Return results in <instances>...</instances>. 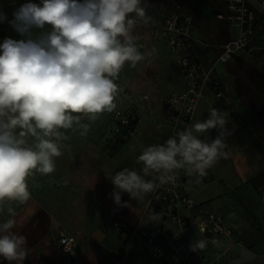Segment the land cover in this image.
<instances>
[{
    "label": "clouds",
    "instance_id": "obj_1",
    "mask_svg": "<svg viewBox=\"0 0 264 264\" xmlns=\"http://www.w3.org/2000/svg\"><path fill=\"white\" fill-rule=\"evenodd\" d=\"M5 20L0 12V22ZM151 20L147 0H29L13 13L8 23L23 39L0 43V205L26 202L28 179L55 171L68 139L61 130L85 136L90 123L82 118L94 122L116 109V80L125 65L136 68L156 56L155 48L141 52L136 43L135 30ZM228 123V113L213 107L207 119L144 147L136 157L139 171L125 167L108 177L114 203L129 206L123 193L137 202L150 194L156 198L181 170L200 183L208 169L230 156ZM213 129L215 138H202ZM144 218L159 222L160 214L151 211ZM15 227L13 218L0 221V259L24 264L27 238ZM209 242L220 245L216 238H202L190 249L205 250Z\"/></svg>",
    "mask_w": 264,
    "mask_h": 264
},
{
    "label": "crops",
    "instance_id": "obj_2",
    "mask_svg": "<svg viewBox=\"0 0 264 264\" xmlns=\"http://www.w3.org/2000/svg\"><path fill=\"white\" fill-rule=\"evenodd\" d=\"M27 2L29 0H0V12L7 17V20L0 22V43L6 37L23 39L8 21H11L13 13ZM135 35L136 41L143 48L141 52L156 49L159 63L171 61L173 58L177 87L170 90L165 84L154 81L155 84L148 83V90H153L155 96L164 95V101L171 92L182 88L175 57L159 37L152 35L149 24L139 25ZM200 55L207 62L217 56L207 45L200 49ZM262 60L264 61V57ZM260 65L262 67L259 69L264 71V62ZM217 75L223 78L226 86L225 98L217 97L211 86H208L193 123L207 119L208 111L213 107L227 112V127L233 130L232 135L227 138L230 156L220 159L207 170L205 176L209 177L210 181L200 187L195 198L198 205L221 215L235 234L231 251L214 264H264V152L255 158V161L248 152L245 121L253 118V110L242 105L238 99L235 75L227 71L226 64L220 65ZM116 82L120 83L121 90L129 94L130 98L118 96L117 107L111 112L112 116L117 110L133 108L137 113L134 133L140 135L142 125L139 102L148 98L147 90L142 84L138 89L137 85L128 87L121 80ZM108 114L110 113H104L102 116ZM158 118L169 138L172 135L165 124L163 107ZM111 120L109 136H112L113 131ZM82 121L90 123V130L85 136H81L80 131L76 129L61 130L68 137L62 141L63 154L56 158L54 172L47 175L37 173L28 179L30 198L24 203L11 202L0 205V221L15 219L16 227L13 231L27 238L28 256L24 264H69V257L63 255L56 246V241L62 235L73 236L78 243L77 253L71 264H112L114 257L125 254L127 264H170L168 256L154 257L148 254L144 239L139 235L127 251L119 232L112 227L111 210L116 204L110 196L114 186L108 177L125 167L139 171L142 165L136 163V157L149 145L138 137L139 142L138 139L129 142L114 159H110L102 151L103 139L96 137V120L91 122L84 117ZM259 123L264 128V124ZM154 126L155 124L150 122L149 127L155 130ZM216 135L217 132L213 129L204 133L202 138H215ZM29 142L31 143V140ZM256 144L259 145L258 142ZM151 195L137 202L130 200L127 193L122 194V201L129 203L128 207H123L124 220L131 226L138 224ZM101 213H105L107 219L99 218ZM165 231L173 234L176 228L168 225ZM187 234L193 241L201 239L194 228L189 229ZM159 243L163 244L164 238H160ZM208 249L213 251L211 246ZM0 264L8 262L0 259Z\"/></svg>",
    "mask_w": 264,
    "mask_h": 264
},
{
    "label": "built area",
    "instance_id": "obj_3",
    "mask_svg": "<svg viewBox=\"0 0 264 264\" xmlns=\"http://www.w3.org/2000/svg\"><path fill=\"white\" fill-rule=\"evenodd\" d=\"M219 1L225 5L228 14L218 15V19L229 21L230 28L236 31V37L221 46L220 53L208 62L200 55V49L206 45L197 31L192 15L179 3L167 2L157 6L147 3V14L152 18L149 23L152 35L159 37L173 53L181 76V90L171 92L163 101L165 124L172 136L193 124L208 86H211L217 97L225 98L226 86L223 78L217 75L220 65L230 62L235 54L251 57L260 50L264 51L262 43L254 42L264 26V0ZM263 62L261 59V63ZM116 83L120 90L119 96L130 98L129 94L121 90L120 83ZM136 120L137 113L133 108L115 111L111 120L112 135L123 134L125 140L133 136L130 125ZM193 180L182 170L179 171L174 182L157 190L154 194L156 198L151 195V204L148 200L135 226L124 220L123 207H113L112 227L119 232L127 251L138 235L144 239L148 254L154 257L168 256L170 264H214L231 251L234 231L221 215L198 205L195 198L197 191L210 178L204 176L198 184ZM151 211L160 214L159 222H146L144 216ZM168 225L174 226L176 232L166 233L165 227ZM193 228L201 239L208 238L211 241L216 238L220 245L214 246L209 242L205 250L192 251L190 244L194 241L187 231ZM160 238H164L163 244L159 243ZM56 246L63 255L69 257L68 263L71 264L78 249L75 237L62 235L56 241ZM209 246L213 251L208 249ZM112 264H127L126 254L114 257Z\"/></svg>",
    "mask_w": 264,
    "mask_h": 264
},
{
    "label": "rangeland",
    "instance_id": "obj_4",
    "mask_svg": "<svg viewBox=\"0 0 264 264\" xmlns=\"http://www.w3.org/2000/svg\"><path fill=\"white\" fill-rule=\"evenodd\" d=\"M40 0H33V3H39ZM173 1V0H172ZM182 3L181 0H176ZM151 2V3H150ZM170 0H147V3H154V6H157L161 3H167ZM23 5V4H22ZM261 10V9H260ZM232 33L231 36L236 37L235 29H231ZM264 26L263 30L261 31L258 36L254 39V42L257 44L262 43V47H264ZM261 39V40H260ZM137 45L140 47V51L142 46L136 41ZM255 57L243 55V59H245L248 63L256 65L258 68L262 67L260 65L261 59L264 57V51L260 50L258 53L254 55ZM158 53H156L155 58L151 59V62L144 61L137 65L136 68H131L127 64L123 68V70L119 73V77L117 80L123 81L125 85L130 87L129 85H137L138 89L141 88V84L147 90L148 98L146 100H142L139 103L141 104V112H140V125H142L141 134L133 132V136L126 139V144L129 142H134L136 139L141 138L147 145L152 144H162L167 139L168 136L165 134V129L161 126V121L158 120L163 107V97L162 96H155L153 90H148V83L151 82L152 84L159 83L167 85L168 89H173L177 87V75H176V68L174 67L173 58L171 61H161L159 60ZM259 64V65H258ZM154 81V82H153ZM146 82V83H145ZM145 83V84H144ZM146 102V103H145ZM112 117V113L108 114L107 116L100 115L97 120V133L96 137L103 139L102 142V151L106 154V156L110 159H114L118 154L111 157L113 152L112 149V141L111 136H109V128H110V120ZM156 118V119H155ZM150 122L155 124L154 129H151ZM246 126V144L249 146V154L252 157V160L255 161L257 157L263 155L264 152V128L260 125L259 121H256L254 118H250L245 121ZM148 127L150 130H148ZM139 137V138H138ZM259 143L257 145L256 143ZM125 144V145H126ZM124 145V146H125ZM130 145V144H129ZM101 219H107L105 213H101L98 216Z\"/></svg>",
    "mask_w": 264,
    "mask_h": 264
},
{
    "label": "trees",
    "instance_id": "obj_5",
    "mask_svg": "<svg viewBox=\"0 0 264 264\" xmlns=\"http://www.w3.org/2000/svg\"><path fill=\"white\" fill-rule=\"evenodd\" d=\"M170 0L169 3H179L186 12L192 15L197 31L205 45L216 54L220 53V47L231 41L230 23L226 19H218V15L226 16L227 9L219 0ZM151 3V2H150ZM154 6V3H152ZM227 71L235 75L238 85L237 97L242 105L253 110V118L264 124V71L256 65L248 63L243 57L235 54L226 64ZM262 115L260 116V114ZM137 120L130 125V131L134 132ZM124 135L111 136L113 152L111 157L119 153L126 144Z\"/></svg>",
    "mask_w": 264,
    "mask_h": 264
}]
</instances>
